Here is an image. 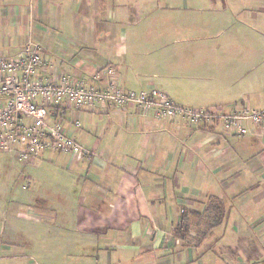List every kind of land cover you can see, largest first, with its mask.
Wrapping results in <instances>:
<instances>
[{
	"label": "crops",
	"instance_id": "1",
	"mask_svg": "<svg viewBox=\"0 0 264 264\" xmlns=\"http://www.w3.org/2000/svg\"><path fill=\"white\" fill-rule=\"evenodd\" d=\"M194 14L207 21L195 23ZM0 30L11 37L7 55L32 39L55 71L87 75L106 65L124 90L159 91L189 110L264 108V0H0ZM98 35L108 40L103 49ZM196 55L200 68L189 63ZM76 116V137L93 156L71 155L55 167L80 186L81 203L2 208V222L31 221L45 242L50 229L59 237L71 226L75 236L65 244L102 246V264H264V125L240 135L219 121L142 116L132 105ZM57 155L42 152L21 168ZM169 197L174 208H160ZM210 199L226 218L180 238L183 213H204ZM172 212L175 222L166 218ZM5 230L1 225L0 264H17L24 253L13 248V228Z\"/></svg>",
	"mask_w": 264,
	"mask_h": 264
},
{
	"label": "built area",
	"instance_id": "2",
	"mask_svg": "<svg viewBox=\"0 0 264 264\" xmlns=\"http://www.w3.org/2000/svg\"><path fill=\"white\" fill-rule=\"evenodd\" d=\"M42 46L28 39L14 54L0 55V154L18 163H29L42 152H56L88 159L93 152L82 146L77 114L97 106H134L142 116L157 120L178 116L190 124L202 119L219 121L237 134L249 125H264V108L239 113L211 114L174 104L162 92L127 91L114 79L112 67L92 74L72 75L52 69L43 60ZM45 75V77H44Z\"/></svg>",
	"mask_w": 264,
	"mask_h": 264
},
{
	"label": "rangeland",
	"instance_id": "3",
	"mask_svg": "<svg viewBox=\"0 0 264 264\" xmlns=\"http://www.w3.org/2000/svg\"><path fill=\"white\" fill-rule=\"evenodd\" d=\"M149 5L145 6V12H149ZM85 9V7H84ZM205 19L207 21L206 15H195L194 21L195 23H201ZM217 21V16L214 14L213 16L210 14L209 22ZM76 23V22H75ZM81 22H79L80 24ZM145 22H142L141 29L144 30ZM109 30V27H107ZM101 31V27L99 25L96 26V30L94 33L98 34ZM216 30H213L212 33H215ZM211 33V34H212ZM215 35V34H214ZM105 37H96V45H98L101 49L105 48L106 43H103ZM177 38H173L175 40ZM11 41V37L9 34L2 33L0 30V55H7L6 49L7 45ZM216 41V40H215ZM26 42V41H25ZM24 42V43H25ZM174 42V41H173ZM192 44H196L195 46H199L200 42L198 39L191 40ZM221 43L220 41H218ZM218 42H214L217 44ZM18 44L15 48V51L10 53L14 54L21 47L22 44ZM179 44V41L175 42ZM176 44H172L173 46H178ZM149 47V44H146ZM199 55L194 56V59H190L189 63L192 64L194 68H200L201 61H199ZM52 67H48L46 70V75L50 78V74L52 71ZM45 77V75H44ZM46 78V77H45ZM206 110V109H203ZM232 110V109H231ZM211 114H226L236 113L228 110H206ZM243 113V112H242ZM153 114V113H152ZM182 119L189 122L185 117ZM202 121H206L202 119ZM201 122V121H200ZM198 122L197 124H199ZM208 122H212L208 120ZM191 124V125H197ZM47 156L49 154H46ZM57 155V153H56ZM71 155H64L58 153L56 159L51 160L50 162L43 163L38 167H29V169L21 168V163L14 162L8 157L1 153L0 154V211L2 208H46L44 204L47 202L48 208H57L58 203L65 204L66 208H77L78 201L81 203V192L80 186H78L77 182L74 178L69 174L60 173L59 170L55 167L56 163L59 164L62 162L61 159L66 160ZM59 159V160H57ZM23 164V163H22ZM30 177V178H29ZM60 200V202H58ZM62 200V201H61ZM165 202L168 205L159 206L160 208H174V198L169 197L165 199ZM194 200H182L181 205H185L186 207L198 208L195 206ZM79 203V204H80ZM158 207V208H159ZM157 208V207H156ZM207 209L202 214H196L195 212H191L189 209L183 213V224L178 227V236L180 238L183 237H191L198 236L202 233L204 228L202 229V224H212L216 221L226 218V212L221 211L218 212L215 208H221V206L210 199L207 204ZM244 211H249L251 208H244ZM243 215V213H242ZM178 215L174 212L167 213V219H172L175 222V219ZM164 219V217H162ZM3 214L0 212V226L5 225L7 232V227L13 228L15 234V247H13L19 253H24L23 258H18L16 260L17 264H102L101 254L104 251L102 246H87L86 244L80 245H68L65 244V241L69 235L74 237L75 232L72 230L71 226L67 230H63L62 234L64 236L59 235V237H54V232H59V230L50 229V236L48 241H44L41 235V228H33V223L31 221L21 220L20 218H16V220H6L2 222ZM20 220V221H19ZM70 220L69 218L66 220ZM226 220V219H225ZM29 224H33L29 226ZM55 224V223H53ZM61 231V230H60ZM195 234V235H194ZM1 236V235H0ZM79 236V235H78ZM30 240L31 243H28ZM0 241H5L2 237ZM63 241V242H62ZM13 263V262H11Z\"/></svg>",
	"mask_w": 264,
	"mask_h": 264
},
{
	"label": "trees",
	"instance_id": "4",
	"mask_svg": "<svg viewBox=\"0 0 264 264\" xmlns=\"http://www.w3.org/2000/svg\"><path fill=\"white\" fill-rule=\"evenodd\" d=\"M190 123V122H189ZM182 217H183V215H182Z\"/></svg>",
	"mask_w": 264,
	"mask_h": 264
}]
</instances>
